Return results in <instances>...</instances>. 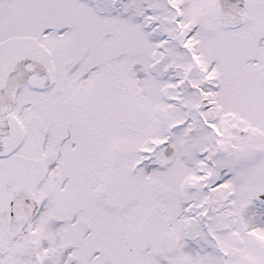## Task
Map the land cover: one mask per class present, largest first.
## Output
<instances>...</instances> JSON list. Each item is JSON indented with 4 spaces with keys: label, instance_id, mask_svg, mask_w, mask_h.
<instances>
[{
    "label": "snow or ice",
    "instance_id": "obj_1",
    "mask_svg": "<svg viewBox=\"0 0 264 264\" xmlns=\"http://www.w3.org/2000/svg\"><path fill=\"white\" fill-rule=\"evenodd\" d=\"M0 264H264V0H0Z\"/></svg>",
    "mask_w": 264,
    "mask_h": 264
}]
</instances>
